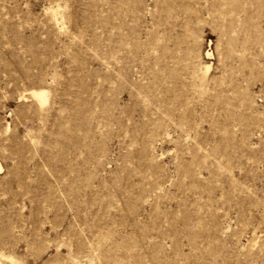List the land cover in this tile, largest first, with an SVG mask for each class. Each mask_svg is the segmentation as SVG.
Instances as JSON below:
<instances>
[{
	"label": "rangeland",
	"instance_id": "1",
	"mask_svg": "<svg viewBox=\"0 0 264 264\" xmlns=\"http://www.w3.org/2000/svg\"><path fill=\"white\" fill-rule=\"evenodd\" d=\"M0 163V264H264V0H0Z\"/></svg>",
	"mask_w": 264,
	"mask_h": 264
},
{
	"label": "bare ground",
	"instance_id": "2",
	"mask_svg": "<svg viewBox=\"0 0 264 264\" xmlns=\"http://www.w3.org/2000/svg\"><path fill=\"white\" fill-rule=\"evenodd\" d=\"M32 96L41 104L44 105L49 100V94L45 90H33L30 92ZM3 166L0 163V169H2ZM1 260V259H0ZM14 261V260H13Z\"/></svg>",
	"mask_w": 264,
	"mask_h": 264
}]
</instances>
